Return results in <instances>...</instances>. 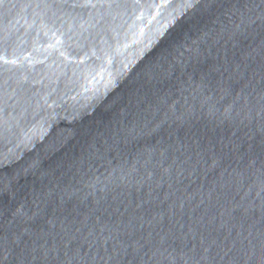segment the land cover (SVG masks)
Returning a JSON list of instances; mask_svg holds the SVG:
<instances>
[{
    "label": "water",
    "instance_id": "obj_1",
    "mask_svg": "<svg viewBox=\"0 0 264 264\" xmlns=\"http://www.w3.org/2000/svg\"><path fill=\"white\" fill-rule=\"evenodd\" d=\"M264 264V0H0V264Z\"/></svg>",
    "mask_w": 264,
    "mask_h": 264
},
{
    "label": "snow or ice",
    "instance_id": "obj_2",
    "mask_svg": "<svg viewBox=\"0 0 264 264\" xmlns=\"http://www.w3.org/2000/svg\"><path fill=\"white\" fill-rule=\"evenodd\" d=\"M129 264H135V261L129 262Z\"/></svg>",
    "mask_w": 264,
    "mask_h": 264
}]
</instances>
